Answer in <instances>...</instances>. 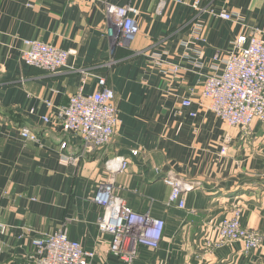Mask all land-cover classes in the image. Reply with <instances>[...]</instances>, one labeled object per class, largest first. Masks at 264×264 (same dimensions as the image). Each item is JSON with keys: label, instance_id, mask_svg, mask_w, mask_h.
Segmentation results:
<instances>
[{"label": "crops", "instance_id": "obj_1", "mask_svg": "<svg viewBox=\"0 0 264 264\" xmlns=\"http://www.w3.org/2000/svg\"><path fill=\"white\" fill-rule=\"evenodd\" d=\"M195 1L165 0L160 10L163 0H0V218L8 225L0 264H33L34 239L59 229L95 253L92 264H264V241L247 253L239 241L223 242L217 229V220L240 209L242 224L264 238V122L244 134L202 96L241 32L264 35V0H201L205 41L188 23ZM108 3L141 11L129 52L108 35ZM25 39L74 50L69 67L49 73L26 64ZM112 56L123 60L110 63ZM176 64L180 72L169 73ZM81 69L87 93L98 88V76L107 79L120 117L114 139L92 151L56 119L79 91ZM186 97L191 107L182 106ZM23 127L38 140L24 138ZM121 158L130 159L124 171ZM171 175L193 184L185 208L169 201L163 178ZM110 179L134 211L166 222L160 246H140L132 262L111 251L112 236L98 227L103 208L94 196Z\"/></svg>", "mask_w": 264, "mask_h": 264}, {"label": "built area", "instance_id": "obj_2", "mask_svg": "<svg viewBox=\"0 0 264 264\" xmlns=\"http://www.w3.org/2000/svg\"><path fill=\"white\" fill-rule=\"evenodd\" d=\"M163 2L159 9L164 8ZM195 9H201L200 0L193 4ZM141 11L131 4H107L108 35L114 47H128L140 32L139 18ZM222 18L233 20L239 16L223 11ZM196 22V21H193ZM199 22V21H197ZM200 24L194 27L196 38L205 41ZM22 50L23 61L31 66L41 68L49 73H56L69 67L68 61L74 50L63 49L56 45L37 39H25ZM152 57L160 66H167L160 56ZM215 60L220 57L216 55ZM223 68L214 66L215 73L208 76L203 86L202 96L208 101V108L229 127H237L244 134L258 121L264 122V35L259 29L250 34L241 32L233 42L232 50L222 59ZM180 65H172L167 70L171 74L180 72ZM83 71L82 84L77 93L73 94L67 104L60 107L56 119L63 128L71 133L80 134L84 149L92 151L95 148L109 144L120 124L119 110L116 104V92L105 77L98 76V88L86 92L88 72ZM193 101L186 97L182 106L191 107ZM196 116L195 112L190 113ZM52 119L44 117L49 123ZM24 138L38 140V136L29 128L23 127ZM67 142L62 143V148ZM137 150L133 155H137ZM221 154L227 153V145L222 146ZM78 158L68 157L73 162ZM130 159L121 158L118 169L124 171L129 167ZM112 166V162H108ZM164 182L171 187L170 203L185 208L184 192L193 188V184L177 176H165ZM94 201L102 206L98 227L101 232L112 236L111 251L121 259L132 262L138 255L139 247L144 245L158 248L164 236L166 222L161 218H152L147 214L134 211L125 199L116 191L114 180L102 182L94 196ZM217 229L225 241H239L245 252L257 250L262 244V235L246 228L241 222L240 209H234L231 214L217 220ZM8 225L0 218V251L1 240L7 234ZM35 253L33 264H92L95 253L83 248L81 243L68 236L64 229L45 234L34 239Z\"/></svg>", "mask_w": 264, "mask_h": 264}, {"label": "rangeland", "instance_id": "obj_3", "mask_svg": "<svg viewBox=\"0 0 264 264\" xmlns=\"http://www.w3.org/2000/svg\"><path fill=\"white\" fill-rule=\"evenodd\" d=\"M200 3H201V0H200ZM204 9V7L203 6H201V9L199 10V9H196V13L192 16V18L189 20V24H191L192 25V30L194 31V27H195V25L198 23V24H200L201 25V27L203 26L202 25V23L199 21V20H197V17H198V14H200V11H202ZM208 10H210L211 11V8H209ZM223 12V11H222ZM221 13V12H220ZM231 13V12H230ZM213 14H214V12H213ZM219 16H220V14H219ZM221 17V16H220ZM225 19V18H224ZM234 20V19H233ZM193 21H196V22H193ZM197 21H199V22H197ZM139 34V33H138ZM202 34H203V36H204V28H202ZM195 36V35H194ZM205 37V36H204ZM236 40V39H235ZM234 40V41H235ZM234 41H232V45H233V42ZM130 47H131V44L128 46V47H124L123 49H125V50H128V52L130 51ZM232 50V49H231ZM230 50V51H231ZM75 52V51H74ZM144 52V51H143ZM137 53V52H136ZM145 53V52H144ZM74 54V53H73ZM123 60V59H122ZM122 60H117L116 59V57L115 56H112V60L110 61V63H112V62H115L116 64H118V63H120ZM109 63V62H108ZM109 63V64H110ZM228 126V125H227ZM233 128H236V129H239V128H237V127H233ZM258 232V231H257ZM260 233V232H259ZM261 234V233H260ZM262 235V234H261ZM262 237H263V235H262ZM263 241H264V238H263V240H262V244L260 245V247H258L257 248V250H259L261 247H262V245H263ZM257 250H255V251H257Z\"/></svg>", "mask_w": 264, "mask_h": 264}]
</instances>
